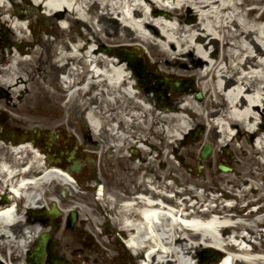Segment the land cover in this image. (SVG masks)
Returning <instances> with one entry per match:
<instances>
[{
    "label": "bare ground",
    "instance_id": "1",
    "mask_svg": "<svg viewBox=\"0 0 264 264\" xmlns=\"http://www.w3.org/2000/svg\"><path fill=\"white\" fill-rule=\"evenodd\" d=\"M18 1L0 0V22L11 23L17 37L24 41L30 39L31 35L21 25L27 13L20 11ZM110 1L105 0L100 5L98 0H39L38 7L43 4L46 11L59 13L67 21L74 22L75 18L71 17L74 12L79 13V19L83 21L89 22L96 18L99 29L94 31L87 26L85 32L70 30L54 39L39 37L38 44L43 49L47 48L46 56H43V52L33 51L47 61L51 82L44 76L41 79V75L39 80L28 71L34 56H22L23 52L31 49L17 48L14 51L8 48L7 57L1 52L0 64L5 62L6 66L0 67V85L7 88L4 90L6 102L13 105L14 109L22 108L13 102V94L22 93V90L32 86L23 103H39L43 106L57 104L58 111L48 118L49 121L57 123L56 126L62 130L73 131L76 129L75 123L68 109L75 104L85 109L102 143L100 153L111 151L109 159L115 169L111 175L112 181L104 183L106 174L99 163L95 181L100 182L104 194L112 196L115 201L122 200L120 192H137L131 201L124 203L123 208H117L116 202L109 201L107 204L113 206L124 232L132 234V242L142 247L149 242L152 251L147 255V264H171L172 261L176 264H192V248L205 243L213 248L228 250L231 257L228 264H264L262 249L250 243L249 248L245 245L240 247V243L234 240L239 238L247 243V236L251 237V232L256 234L254 227L264 224V214L258 213L264 209V204L257 211L250 209L244 213L243 206H232L227 198L232 197V191L235 192L236 188H239L240 198H247V204H255L262 198H252L250 195L263 187L256 184L255 180L264 178V130L257 127L256 122L257 111L260 106H264V0H144L149 5V12L141 0ZM30 7L34 9L32 5ZM188 8L198 15L196 20L185 22L181 18L183 11ZM121 14L124 15L123 20L118 21L116 17ZM66 38L72 42L71 45ZM92 42L131 44L132 53L140 52L136 44L144 45L154 62L166 66L167 71H164L167 80L172 76L171 73L190 75L197 80L196 86L202 89L205 99L199 103L191 93H187L171 98L167 105L153 102L149 93L135 90L127 74L129 68L125 61L115 56L113 49L112 54H107L98 51V48H88ZM183 55L190 57L187 61L189 66L184 70L170 71L167 65ZM69 63H81L84 69L79 71L72 68L63 73L62 82L56 83V73ZM91 64L93 69L88 68ZM19 82L28 84L22 88ZM76 83L82 85L75 87ZM194 123L206 126L207 140L215 139L218 144L229 145L227 150L233 156L242 154L234 166L237 178L214 170L206 176L205 171L201 170L199 178L184 170L186 163L197 162L194 156L199 141H188L181 152L173 144ZM247 131L256 135L253 141L242 139ZM7 141L0 137V147L6 148L7 153L26 152L27 157L21 176L19 165L0 159V261L20 264L22 249L37 232L43 230L34 219L23 222L20 210L37 208V205L44 208L49 198L48 204L54 205L60 214L59 208L63 211L62 199L47 195L52 193L53 182L66 185L68 176L57 168H46L47 164L41 163L37 150L31 144ZM134 144L139 146L136 149L139 154L137 159L120 154L125 146ZM82 146L89 149L88 145L82 143ZM161 148L166 149L163 151ZM153 149L157 156H154ZM79 151L82 149L76 144L74 156ZM171 152L174 158L182 159L180 163L175 164L173 158L168 156ZM86 154L92 157L91 153ZM159 159L166 160L167 167L164 170L154 167ZM124 162L129 171L122 173L118 168ZM36 170L41 175L35 179L33 173ZM148 185L153 189L148 188ZM4 187H10L20 195V206L14 208L9 197L3 199L1 191ZM88 187L91 192L93 185ZM175 187H181V191H176ZM199 187L202 189L198 193ZM161 189L176 193L178 202L165 196ZM78 190H75L78 194L66 202L65 208L68 209L64 210H76L77 220L94 229L102 219L104 210L96 201L99 213L90 216L83 203L86 196ZM210 191H219L220 194L211 196ZM183 193L189 196L180 197ZM192 196L195 200L189 205ZM102 200L107 201L105 198ZM226 200L227 205L224 204ZM169 204L176 210L180 206H191L193 210L189 215L192 217H179L182 226L177 222L174 210L162 209ZM202 206L207 209L200 210ZM236 207L239 214L230 213ZM214 210L220 214H211L210 211ZM20 223L25 224V227L18 230L15 225ZM115 228H118L117 222H114ZM101 235L96 232L95 237L93 234L100 243L108 246L109 241ZM110 239L115 243L118 241L116 237ZM61 240L69 241L67 237ZM232 242H236L239 247H233ZM103 250L106 257H109L110 250L113 252L110 247L109 251ZM65 251L68 249L62 251L63 256L68 258ZM95 257L87 252L85 264H96Z\"/></svg>",
    "mask_w": 264,
    "mask_h": 264
},
{
    "label": "rangeland",
    "instance_id": "2",
    "mask_svg": "<svg viewBox=\"0 0 264 264\" xmlns=\"http://www.w3.org/2000/svg\"><path fill=\"white\" fill-rule=\"evenodd\" d=\"M38 1L39 0H19L18 1V3H20V7H21L20 11L27 13V17L23 19V21L21 22V25L25 29L26 33L31 35L30 39L23 41L21 38L17 37V34H16L15 30L13 29L11 23H9V22L1 23L0 22V54H1V52H4V56L7 57V55L9 54L8 48H11L14 51L17 48L18 49H23V48L31 49V51H27L25 53L23 52V56H22L23 58H29L31 56H34V59L32 60L30 67H28V71L31 72L33 77L38 78L39 80H40V75H41L42 76L41 79L44 76V78L46 80H49L51 82V71L48 67L47 61H45L43 57H39V55L33 51V50H37L39 52H43V56H46L47 48L45 47L43 49V47L40 44H38L39 42L37 40L39 39V37L42 39H45L47 37H49L50 39H54V38L59 37V36L61 37V35H63L64 33H69L71 31H79L80 30V31L85 32L87 26L95 31V30L99 29V26L96 23V18L91 19V21H89V22L83 21V20L79 19V13H75V12L71 14V17L75 18L74 22L64 20V18H62L63 16L59 13L53 14L51 12H48V14H47V11L41 5H40V7H38ZM98 1L100 2V5H101V2H104L105 0H98ZM110 2L111 3H117L118 1L117 0H111ZM141 4L144 6V8L147 12L150 11L149 5L144 0H141ZM30 5H32L34 7V9H32L30 7ZM124 11H125V14H127V16H128V11L126 10V8H124ZM44 12L47 15H45ZM60 13H62V11H60ZM123 17H124V15L121 14V15H118L116 18L118 21H122ZM197 17H198V15L195 14L194 10L192 8H188V9H185L183 11L181 18L185 22H188V21L196 20ZM43 18H45V20H43ZM39 23L41 25H44V27L38 28ZM89 36L91 37V35H89ZM66 40H67L68 44H70V45L72 44V42L68 38H66ZM216 44H217V41H216ZM136 45H138V46L140 45L139 46L140 53H137V55L135 57L141 58L142 61L145 60L144 62L147 61L148 63L153 64L156 67V69H158V72L160 73V76H158V79L163 80V81H168L165 77V71L164 70H166V68H165L166 66H164V63L154 62V60L151 57H149L144 45H142V44H136ZM105 46L111 47V48L115 47V48H118L120 51H123V52L128 51L130 54H132L128 49L129 47H132L131 44L130 45L129 44L120 45V44H109L106 42L105 43L103 42L102 44L98 43V42H92V43L88 44V48H95V49L98 48L97 49L98 51L102 50L101 47L104 48ZM193 56H194V54L192 53V57ZM189 60H190V57L183 55L182 57H180V59L179 58L174 59V61L172 63H169L167 65V67L172 72H173V69H176V70L177 69H183L184 70L187 66H189V64H187V61H189ZM69 65H70V63L68 64V66L66 65L65 67L61 68L56 73V77L54 78V81L56 83L62 82V79H61L62 73L67 72L68 70H70L71 67H74V65H70L71 67ZM5 66H6L5 62H2L0 64V67H5ZM143 70H148V68L147 67L145 68V66H144ZM127 74H128V72H127ZM171 74L173 75V77L170 80L171 82L177 81V82H180V84L183 86H186L185 84L188 85L191 82L193 84L192 85L193 88H194V85L195 86L197 85V80L190 75H188V76L183 75L182 76L178 73H171ZM184 79H185V81H184ZM154 81H155V79H154ZM18 84L21 85L22 88H24V85L28 84V82H19ZM31 87L32 86H29L28 89L22 90V93L18 92L16 94H13V97H12L13 102L17 103L18 106H22V108H20V109H14L13 105L6 102L7 96L4 95L5 93L3 91L6 90L7 88L0 85V111H4L5 114L7 115V118L10 120V122H12L15 125H19V127L21 129L32 130V129H34V127H36V128H38V131L39 130L45 131L46 135H48V133H53V132L58 131L57 139H63V135H65L66 133H64L62 130L56 129V127H57L56 125H58V124L57 123H51L48 119L51 115H54L58 111L57 104L51 103V105H49V106H43V105H40L39 103H35V102H34L35 104L30 103V105L29 104L25 105L23 103L27 94H29ZM198 90L203 92L202 89L198 88ZM187 93H190V92L186 91V89L183 90L181 93H177V92L172 93L171 92L170 93L171 95H169V97L174 98V97H177L178 95L187 94ZM191 95H192L193 99L199 103L203 102V100L205 99V95L203 93H202L201 100H197L194 97L193 93H191ZM75 109L78 110V113L75 112ZM84 111H85V109L80 107L79 105L78 106L73 105L72 108L68 109V113H70V117L73 118V121L75 123L76 129L74 131L73 130L72 131L75 132L74 133L76 136L75 141L77 143L79 141L83 142V139L85 137H84V132H83V124L79 123V120H78V118H76L77 116H75V114H78V116H79V114L82 115L84 113ZM257 112H258V115H257L256 122H259V126L264 130V106L263 105L260 106V109ZM43 117L45 118V120L43 119ZM190 126H192V129H195L198 127L197 123H194ZM202 127H203V131L200 134V137H201L200 143L201 142L203 143L205 141L209 142L206 140V137H205V135H206L205 134V132H206L205 126H202ZM66 131L70 132L71 130H66ZM89 133H90V131H89ZM89 135H90L89 139H88L89 141L87 140V142H89V143H87V145H89V149L94 148L97 151V154L95 152L91 153L92 156L94 157V160L92 159V157H90L84 153L80 154L77 157V159L79 160V168H78V171L76 172V174L78 175L79 180L82 183V188H79L78 191L80 193L85 194V196H86V197H84L85 200L83 203L87 207V211H88V214L90 216H93L94 214L99 213V210L97 208L98 202H99L100 206L102 207V209L104 210L103 215H102V219L95 226L98 225L97 226L98 230H101V232H103V237H104L103 239L106 241L107 240L109 241L108 246L111 249H113V252H114L113 253L112 250L109 251V247L107 245H105L104 243H100V241H97V242H99L97 245L94 241V242H91L92 247H90L89 253L91 255L96 256L95 257L96 262H97L96 264H126V263H123L121 261V257L117 259L116 263H114L113 261L110 260L112 253H113V255H115L121 251V246L117 245V244L113 245L112 244L113 240L110 239L111 236H109V234H113L112 238L116 237L118 239V235H117L118 231L113 232V228H109L110 223H109V221H107V217H106L108 214V207H106L107 206L106 201H104L102 199L96 200L93 191L89 192V187H88V179L90 177L91 178L95 177V175H97V173L99 172V166H100L99 163H101V168H102L103 172L106 174L104 183L106 182L108 184V182L112 181L113 177L111 175L113 174V172L115 170L114 165H112V163L110 162L111 159H109L110 158L109 156L112 153H111V151H107L106 150L107 148L105 149L106 151H104V153H100L102 143L99 142L96 134L92 135L90 133ZM203 135H204V137H203ZM248 135H249V133L246 132L242 136V139L246 142L252 141L253 137L255 136V135H252V136L251 135L248 136ZM185 138H183V140L180 139L178 141H175L173 144V147L177 148L181 152V150L188 144L187 140H190L192 142H196V140H199V138H197L195 140L194 139L192 140V138H190V137L186 138L187 140ZM97 141H98V143H97ZM201 144L197 148L196 154L194 156V158H196L200 162H198V161L195 163L189 162L188 164L186 163L183 167L187 173H192L199 178L201 177V174H202V173H200L201 170L205 171L204 176L206 174L209 175L211 170L219 172V168L217 167V164L215 163L216 158H220L223 161L228 160L233 165V167L236 165L235 162H236L237 158L241 159L242 154H240V153L235 154L236 156H234L232 158L230 155H228L229 153L225 152V153H221L217 157L214 156L215 154H213L212 155L213 158L209 157V159L207 161L201 160L200 155H199V149H200ZM235 144H236V146H238L237 141ZM227 147H229V145H227ZM161 149L164 151L166 148H161ZM217 149H218V151L221 150V148L219 146L217 147ZM129 152L130 151L127 148L123 152L120 151V154L128 156ZM5 153H7V152H5ZM3 154H4V152H2L1 155H3ZM153 154L155 156L156 152L153 151ZM80 156H81V158H80ZM126 156H124V157H126ZM168 156L172 157L170 153ZM124 157H122V161H123ZM91 159H92V161H90ZM180 160H182V159L180 157H178V159L175 158V160H173V161L175 164H178V163H180ZM93 162H94V167H93V165H91V163H93ZM200 165H202V166L200 167ZM154 167L157 169L159 168L161 170H164L167 167L166 160L165 159L157 160V162L154 164ZM118 170H120L122 173L129 171L128 166L126 165L125 162L122 163V165H120ZM230 173H234V172L231 170ZM231 175L234 176L233 174H231ZM255 183L258 185H263V187L261 189H259L258 191L253 192L250 196H252V198H257V197L262 196V198L258 199L257 202L264 203V178L258 177L255 180ZM55 185H57V182L52 183V189H51L52 193H50V196L47 195V197H51L52 195H55L59 199H62V208L64 209L66 207L65 206L66 202H68L69 199H73V197H75V194H78L75 191V190H77V188L71 189V187H70V190H72L74 195L73 196L67 195V196L63 197L59 190L56 191V189L54 188ZM179 189H181V187H179ZM198 189L201 190L202 188L199 187ZM238 191H237V193H239ZM246 199L247 198H245V197L240 198L239 199L240 204L243 202H247ZM96 201H98V202L96 203ZM48 203H49V198L46 202V207H45L46 210H49V208H50L49 207L50 205ZM22 211H23V209H22ZM95 212H97V213H95ZM67 213H69V212L64 211L59 216L57 229L54 232H52V234L57 235V236L63 235L62 231H63L64 227L66 226V224L64 222L66 220L65 218L67 216ZM104 217L106 218L105 221H104ZM103 221H104V223H106V225H107L106 228H108L109 231H106L105 227L102 224H100V223H103ZM77 223L78 222L76 221V223H75L76 226H77ZM37 225H38V227L44 228V230H46V231L51 229V225L48 223H47L46 227L40 223H37ZM24 226L25 225H22V229ZM95 226H94V229H93V227L91 229L87 223L85 224V227L88 229H91L94 234L96 233ZM257 226H259V225H257ZM254 229L256 231V234L254 232H251L252 237H250L249 241L253 246H257L264 251V235L261 236L259 231L257 232V229L263 230L264 225H262V228L254 227ZM40 233H41V231H40ZM40 233L38 232L36 234L34 240L28 246H26L25 248L22 249V257L20 259V264H25L27 252L31 250V247L34 244L35 239L38 237V235ZM66 233H67V231H66ZM228 233H231V231H229ZM67 234L71 235L70 232H68ZM253 236H255V237H253ZM259 236H260V239H259ZM254 238H255L256 242H251L252 240H254ZM75 242L76 241H75L74 237L72 239H69L68 245L70 248H68L63 244V241L61 240V242H60L61 245L58 246V243H57L54 245V248L60 247L59 250L60 249L64 250L65 248L68 250H72V248L76 245ZM103 249H106V250H103ZM209 249H211V248H209L207 246H196V247L192 248L191 252L194 256H197L200 253H203L205 251H209ZM102 250L103 251L108 250L109 251V257H106L102 253ZM85 252L86 251H84V253H82L83 256L86 254ZM65 254H68V257H73L72 254L70 253V251H65ZM262 254H264V252ZM81 259L82 258L80 256H77V258L74 259V264H84L83 261H81ZM217 260L211 259L206 264H213ZM70 262H72V261L68 260V262H66V264H71ZM2 263L7 264L5 261L4 262L2 261ZM235 264H243V263L236 262Z\"/></svg>",
    "mask_w": 264,
    "mask_h": 264
},
{
    "label": "water",
    "instance_id": "3",
    "mask_svg": "<svg viewBox=\"0 0 264 264\" xmlns=\"http://www.w3.org/2000/svg\"><path fill=\"white\" fill-rule=\"evenodd\" d=\"M209 148L207 147L203 152H202V155L205 156L208 152ZM43 238V237H42Z\"/></svg>",
    "mask_w": 264,
    "mask_h": 264
}]
</instances>
